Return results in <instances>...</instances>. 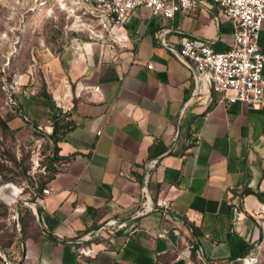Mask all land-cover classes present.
<instances>
[{"label": "crops", "instance_id": "crops-1", "mask_svg": "<svg viewBox=\"0 0 264 264\" xmlns=\"http://www.w3.org/2000/svg\"><path fill=\"white\" fill-rule=\"evenodd\" d=\"M105 36L121 44L109 56L106 40L99 57L91 44L61 56L70 93L75 87L72 126L57 144L49 195H4L7 205L29 209L20 257L11 262L0 254V264H184L177 256L197 261L196 251L224 264L244 256L261 236L264 112L217 105L215 94L192 98L190 72L160 43L179 48L192 38L224 51L232 43L230 23L200 0L171 20L138 8L123 29ZM259 46L264 54V32ZM144 188L156 210L135 218ZM160 203L176 223H162ZM115 220L126 228L97 239L92 257L78 254L86 243L77 238Z\"/></svg>", "mask_w": 264, "mask_h": 264}, {"label": "rangeland", "instance_id": "rangeland-1", "mask_svg": "<svg viewBox=\"0 0 264 264\" xmlns=\"http://www.w3.org/2000/svg\"><path fill=\"white\" fill-rule=\"evenodd\" d=\"M95 3L0 0V169L15 187L3 189L7 182L0 175V254L11 262L21 255L19 220L26 219L29 208L23 202L9 206L3 197L12 191L17 194L24 184L21 192L31 200L33 188L49 176L45 166L56 147L49 137L54 117L60 139L69 128L75 104V87L70 93L61 56L71 47L76 49L74 39L83 46L91 44L100 56V26L89 10ZM113 45L117 51L121 44ZM104 46L111 55L110 43ZM259 223L260 239L249 251L256 264H264V214Z\"/></svg>", "mask_w": 264, "mask_h": 264}, {"label": "built area", "instance_id": "built-area-1", "mask_svg": "<svg viewBox=\"0 0 264 264\" xmlns=\"http://www.w3.org/2000/svg\"><path fill=\"white\" fill-rule=\"evenodd\" d=\"M221 10V17L228 21L232 30V43L224 51H216L213 42L192 38L184 39L179 48H175L166 40L160 38L161 45L172 54L190 72L192 83L191 97L208 99L212 94L217 95V105L230 106L241 103L250 109H260L264 112V54L259 46V35L264 32V0H209ZM200 0H96L94 6L89 8L93 17L97 18L100 26V47L102 41L110 43L112 52H115L116 41L107 38L105 34L114 28L123 29L128 23L132 13L138 9H145L150 16L161 15L171 20L182 11H190L199 5ZM79 51L86 52L85 46L78 40L72 41ZM102 54V53H101ZM150 68V66L148 67ZM97 92L98 87H93ZM74 105L72 106L73 109ZM101 132H97L100 136ZM154 167V163H150ZM24 184L20 186L23 191ZM48 188L32 190V198L41 201L49 195ZM161 208L162 223H176L177 217L169 212L167 203L157 205ZM156 210V206L149 201L144 188L140 209L135 218L147 215ZM124 222L115 220L103 224L96 231L89 232L76 239L79 247L78 254L83 257H92V247L96 240L104 237L110 239L124 230ZM178 235L177 231H173ZM165 232L161 230L160 237ZM193 248L192 245L189 246ZM197 261H191L181 254L177 260L184 264H212L206 261L198 251ZM256 260L253 251H248L244 256L230 260L224 264H249ZM5 264H11L5 261ZM251 264V263H250Z\"/></svg>", "mask_w": 264, "mask_h": 264}, {"label": "trees", "instance_id": "trees-1", "mask_svg": "<svg viewBox=\"0 0 264 264\" xmlns=\"http://www.w3.org/2000/svg\"><path fill=\"white\" fill-rule=\"evenodd\" d=\"M74 107H75V104H74ZM73 107V108H74ZM58 123H56V119H55V117H54V123H53V125H52V133H51V135L49 136L50 137V140L54 143V145H56V147H55V149H54V157L48 162V164L45 166L46 168H47V171L49 172V176H48V178L45 180V181H41L40 183H39V185H38V189L39 190H42L44 187H45V185L49 182V179L54 175V173L56 172V170H55V168H54V163L55 162H57V161H59L60 160V158L58 157V148H57V144H58V142H60L62 139H63V136H64V134L62 135V137L60 138V139H57L56 138V135H57V129H58ZM68 126H69V128H68V130L71 128V123L70 122H68ZM67 130V131H68ZM66 131V132H67ZM1 169H0V175L2 174L1 173ZM26 173V170H23L22 171V175H24ZM2 176V175H1ZM2 179H3V181H5V182H10L11 181V179L10 178H8V177H6V176H2ZM259 197H260V195H258ZM19 222L22 224V227H23V223H22V221H21V219L19 220ZM22 230V229H21Z\"/></svg>", "mask_w": 264, "mask_h": 264}, {"label": "bare ground", "instance_id": "bare-ground-1", "mask_svg": "<svg viewBox=\"0 0 264 264\" xmlns=\"http://www.w3.org/2000/svg\"><path fill=\"white\" fill-rule=\"evenodd\" d=\"M250 263H251V264H254V261H253V262H250ZM250 263H249V264H250Z\"/></svg>", "mask_w": 264, "mask_h": 264}]
</instances>
